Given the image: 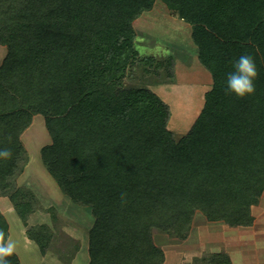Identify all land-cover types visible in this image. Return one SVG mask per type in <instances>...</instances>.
<instances>
[{
  "label": "trees",
  "instance_id": "16d2710c",
  "mask_svg": "<svg viewBox=\"0 0 264 264\" xmlns=\"http://www.w3.org/2000/svg\"><path fill=\"white\" fill-rule=\"evenodd\" d=\"M156 1L0 0V43L8 49L0 66V147L13 153L0 160V195L11 193L26 224L34 196L14 182L22 136L44 116L52 143L41 149L43 163L73 202L93 209L89 264H165L155 232L186 240L198 211L211 222L251 227V208L264 194V0H160L192 25L213 78L179 139L168 127L169 105L149 88L123 83L135 63L155 61L136 49L134 22ZM244 53L256 61V92L226 95V73ZM28 235L46 251L50 235ZM8 259L21 264L16 253ZM194 264L233 262L211 253Z\"/></svg>",
  "mask_w": 264,
  "mask_h": 264
},
{
  "label": "rangeland",
  "instance_id": "374dc122",
  "mask_svg": "<svg viewBox=\"0 0 264 264\" xmlns=\"http://www.w3.org/2000/svg\"><path fill=\"white\" fill-rule=\"evenodd\" d=\"M173 18L181 20L178 13L157 0L151 11L143 12L134 22L136 49L141 57H153L155 63H135L134 68L126 73L123 83L126 88H149L159 95L170 107L168 127L177 133L176 138L179 139L191 129L200 113L199 107L204 102L205 95H202L203 89L197 81L203 77V72H196L198 78L194 79L191 76L193 73L184 71L179 66L178 70H172L176 77L172 76L169 57L175 56L181 63L190 66L193 60L191 53L196 50L190 39V29L188 35L186 25L176 24ZM7 50L0 43V66ZM156 60H162L163 63L158 65ZM172 77L175 79L172 80ZM210 81L212 84L207 86H213L212 75ZM32 124L22 138L25 153L14 187L32 192L28 196H34V211L25 224L10 199L11 193L1 194L0 211L9 224L7 235L16 244L15 253L21 264H89L88 240L95 224L93 209L73 202L62 191L41 158V149L52 143L44 116L36 115ZM263 212L264 206L252 209L253 216L264 217ZM206 218L201 211L195 214L189 236V239L192 236L191 240L154 233L156 245L165 252V264H194L196 257L211 254L206 248H210V245L213 248L219 241L218 225L209 226ZM29 230H34L39 235L43 232L50 235L45 252L29 237Z\"/></svg>",
  "mask_w": 264,
  "mask_h": 264
},
{
  "label": "crops",
  "instance_id": "0c3cea01",
  "mask_svg": "<svg viewBox=\"0 0 264 264\" xmlns=\"http://www.w3.org/2000/svg\"><path fill=\"white\" fill-rule=\"evenodd\" d=\"M174 20L176 21L175 23L178 25L179 24L186 25L185 27L188 30L187 33L189 32V29H190V32H191L190 39L192 40V43L194 44L196 48V50H194L191 53L193 60L190 66H187L184 63H181V61L178 58H176L175 56H172L174 58V70L175 71L178 70L179 68L177 69V67L180 66V68H182L184 71H189L190 73H193L191 74V76L194 77V79L198 78V76H196L197 74H195L196 72H199V71L203 72V74L201 73L203 77L198 78L197 81H199L198 83L203 89L202 95L203 94L205 95L208 91L212 89L211 87L212 85L207 86V85L212 84L210 81L211 73L208 71V69L205 66H203V64L201 63L199 59V47L193 39V27L191 24H189L184 19H181V20L174 19ZM5 57L3 59H5ZM203 79L207 82H204ZM203 105H204V102H202V105L199 107V112H201ZM260 206H264V194L261 197L259 205L253 206L251 209L258 208ZM254 217H255V222H254V225H252L253 227L252 226L251 227H230L229 225L222 223V221L211 222L209 220H206L208 221L209 226L218 225L217 227H218V237H219L218 239L219 241L216 243V245L213 248L210 245V248L207 246L208 248L206 249H209L211 253L228 254L233 264H264V217L262 215H259V216L254 215ZM190 238L192 239V236ZM187 239H189V237ZM191 251L193 252V250Z\"/></svg>",
  "mask_w": 264,
  "mask_h": 264
},
{
  "label": "clouds",
  "instance_id": "9594fccd",
  "mask_svg": "<svg viewBox=\"0 0 264 264\" xmlns=\"http://www.w3.org/2000/svg\"><path fill=\"white\" fill-rule=\"evenodd\" d=\"M232 71L226 73V95L235 94L239 98L254 95L256 92L255 81L259 71L254 57L250 53L241 54L232 61ZM9 141L11 138H8ZM13 157L10 148L0 147V160H10ZM16 244L10 235L0 230V264H10L8 257L15 253Z\"/></svg>",
  "mask_w": 264,
  "mask_h": 264
}]
</instances>
